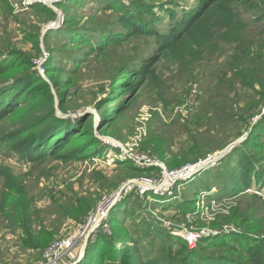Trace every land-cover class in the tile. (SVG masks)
<instances>
[{
	"label": "rangeland",
	"instance_id": "rangeland-1",
	"mask_svg": "<svg viewBox=\"0 0 264 264\" xmlns=\"http://www.w3.org/2000/svg\"><path fill=\"white\" fill-rule=\"evenodd\" d=\"M198 2L0 0V60L18 63V71L30 68L33 80H45L38 89L52 96L5 120L2 132L32 122L40 132L59 120L58 132L69 135L88 120L100 140L89 155L67 161L50 154L29 161L16 150H0V201L5 180H15L29 203L33 229L44 224L54 232L41 252L25 248L20 226L0 213V264H43L49 246L86 227L92 232L60 264H80L94 253L99 264H146L156 258L171 264L181 259L182 250L217 259L223 257L224 242L264 239V187L253 183L236 194L229 181L239 160L264 155V135H252L264 117L259 82L264 78V0L238 3L250 24L241 33L252 47L241 62L245 76L234 69L233 44L223 40L194 63L159 59L151 31L166 32ZM123 18L136 30L129 33ZM251 135L258 137L250 146L256 149L242 148ZM235 142L223 157L204 165ZM195 146L207 154L194 159ZM140 154L152 164L136 162ZM185 154L190 159L178 161ZM189 165L192 171L177 175ZM254 165L264 170L261 159ZM142 180L155 186L142 191ZM111 199H118L114 227L97 223L102 202ZM85 200L88 210L79 219ZM189 233L196 236L193 243ZM183 240L187 245L181 247Z\"/></svg>",
	"mask_w": 264,
	"mask_h": 264
},
{
	"label": "trees",
	"instance_id": "trees-1",
	"mask_svg": "<svg viewBox=\"0 0 264 264\" xmlns=\"http://www.w3.org/2000/svg\"><path fill=\"white\" fill-rule=\"evenodd\" d=\"M240 0H199L197 7L191 11H184L182 17L172 23L166 32L151 31L158 41L159 59L165 58L178 62L194 63L201 60L207 50H217L216 42L223 40L226 43L233 44L232 49H235L233 56V66L235 71L245 76L246 70L243 69L241 62L245 55L251 53V45L244 40L242 31L246 30L250 24L246 22L239 9ZM123 26L128 29V32L136 30L137 25L133 24L129 18H123ZM242 36V37H241ZM115 39V38H114ZM116 40V39H115ZM114 41V40H112ZM13 57V56H12ZM18 57V56H15ZM253 60V57H252ZM145 61V63H147ZM17 64L8 63L0 60V150L10 148L16 150L21 157L29 161H40L46 155L58 157L63 160L77 159L84 155H89L94 149L99 148L100 140L94 134V128L88 123V120L83 125L82 130L75 133L61 135L60 129L62 125L59 120L45 129H37V125L32 122L30 126H20L13 130L2 132V124L5 120L11 117L16 118L22 115L24 107L30 103L47 101L51 99V91L45 96L46 90L38 89L37 86L45 82L43 77L38 80L32 79L30 68L18 71ZM47 75L53 77V73L48 69ZM143 74L138 76L141 79ZM253 83V80H250ZM259 82L264 84V78H260ZM264 88V87H263ZM264 91V90H263ZM262 91V92H263ZM30 93L31 96H27ZM29 95V94H28ZM36 100V101H35ZM20 114V115H19ZM100 129L103 130L104 125L100 124ZM255 133L264 135V117L253 126L252 135ZM54 134L53 137L51 135ZM60 134V136H57ZM246 138L241 143V147L246 149L257 143V138ZM57 137V138H55ZM57 144L52 148L53 141ZM5 143L6 145L2 144ZM91 143L90 148H86L87 144ZM239 146V145H238ZM236 146L233 151L238 147ZM50 152H48L49 150ZM195 146L193 147L194 159H198L207 154L203 153ZM165 154V153H164ZM190 154V153H189ZM189 154L180 156L178 160L190 159ZM264 161V155L257 158H242L238 164L233 166V179L229 180L237 189L236 194L244 193L247 189L252 188L253 183L260 184L264 187V170L254 165L255 159ZM127 167L131 170L138 171V167L132 163H127ZM239 172V175L237 173ZM254 175V176H253ZM235 177V179H234ZM255 177V178H253ZM234 191V189H233ZM2 199L0 201V213L4 219L8 221L14 220L24 232L21 239V244L25 248L36 249L38 252L43 249L54 234L53 230L41 224L39 228L32 227V216L29 215V203L24 195V190L15 180L7 178L2 191ZM235 193V192H234ZM263 199V198H262ZM264 202V199H263ZM82 213L79 217H83V213L88 210L87 200L82 206ZM186 207V206H185ZM115 206L108 214V220L105 218L103 223H111L113 227L117 225V213L114 211ZM114 223V224H113ZM146 226V225H145ZM103 239H108L107 236H102ZM174 242V240H170ZM226 248H222V256L217 259H204L198 253L183 252L181 259L175 258L171 264H264V239L250 238L244 240L241 244H234L232 241L224 242ZM116 244V243H115ZM99 245V244H98ZM108 243L103 245L106 251ZM178 245L186 246V242L179 241ZM102 246L101 244L99 247ZM110 249L116 251V247L111 244ZM41 252V251H40ZM93 256V257H92ZM92 256L85 258L80 264H99L95 253ZM100 258V257H98ZM198 259V260H197ZM198 261V262H197ZM167 261L161 258L146 261V264H166Z\"/></svg>",
	"mask_w": 264,
	"mask_h": 264
},
{
	"label": "built area",
	"instance_id": "built-area-1",
	"mask_svg": "<svg viewBox=\"0 0 264 264\" xmlns=\"http://www.w3.org/2000/svg\"><path fill=\"white\" fill-rule=\"evenodd\" d=\"M134 160L138 162L139 164H152L153 162L145 154L138 155L137 157L134 158ZM190 166L191 165L186 166L182 170H179L177 172L178 173L177 175L183 176L187 174L189 171H192L194 168L193 166L190 168ZM163 169H164V173H166V176L169 177L168 175H170V173L166 172L165 167H163ZM171 173H176V172H171ZM138 185L139 187L143 188L142 191H146L147 189L155 186L151 182H149V180H142ZM117 200L118 199H111V200H107L106 202H102L101 208L98 211V214H100V217L97 223L100 222V224H102V221H104L106 216H108L109 212L111 211V209L113 208ZM95 219H97V215ZM97 223L95 225H97ZM91 232H92V229H90V227H86L82 231H80L78 234H74L66 238H63L57 242H54L47 249L46 254H45V262L43 264H60L63 257L71 253L72 250L78 245L79 241H81L82 238L87 237ZM186 238L190 243H193L194 240L196 239V236L189 233Z\"/></svg>",
	"mask_w": 264,
	"mask_h": 264
},
{
	"label": "water",
	"instance_id": "water-1",
	"mask_svg": "<svg viewBox=\"0 0 264 264\" xmlns=\"http://www.w3.org/2000/svg\"><path fill=\"white\" fill-rule=\"evenodd\" d=\"M234 145H236V142H235V143H232L229 147H227V148H225L223 151H221V152L219 153L218 157L214 158V161L211 160V158H210V160L206 161V162L204 163V165L211 164V163L215 162L216 160L220 159V158L223 157V156H224V155H225L230 149H232V147H233ZM222 153H224V154H222ZM120 194H121V192H120ZM74 264H75V263H74Z\"/></svg>",
	"mask_w": 264,
	"mask_h": 264
},
{
	"label": "bare ground",
	"instance_id": "bare-ground-1",
	"mask_svg": "<svg viewBox=\"0 0 264 264\" xmlns=\"http://www.w3.org/2000/svg\"><path fill=\"white\" fill-rule=\"evenodd\" d=\"M150 186H152V185H150Z\"/></svg>",
	"mask_w": 264,
	"mask_h": 264
}]
</instances>
